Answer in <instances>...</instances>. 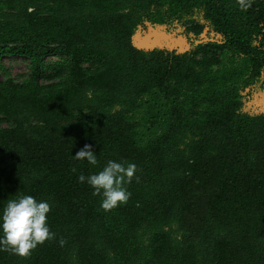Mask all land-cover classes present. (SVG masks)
<instances>
[{
    "label": "trees",
    "instance_id": "1",
    "mask_svg": "<svg viewBox=\"0 0 264 264\" xmlns=\"http://www.w3.org/2000/svg\"><path fill=\"white\" fill-rule=\"evenodd\" d=\"M147 24L182 25L192 48H137ZM4 57L30 72L0 77V208L47 200L55 235L0 264H264V112L243 109L264 0H0ZM84 144L95 166L73 157ZM110 159L137 171L105 211L77 177Z\"/></svg>",
    "mask_w": 264,
    "mask_h": 264
},
{
    "label": "clouds",
    "instance_id": "2",
    "mask_svg": "<svg viewBox=\"0 0 264 264\" xmlns=\"http://www.w3.org/2000/svg\"><path fill=\"white\" fill-rule=\"evenodd\" d=\"M237 4L241 10L246 11L251 6V0H237ZM259 41L260 37L253 38L251 45L256 47ZM73 157L80 161L86 160L93 166L98 163L90 144H84ZM136 171L135 163L110 159L99 171L87 176L81 173L77 180L80 183L86 182L92 194L101 197L100 207L108 211L128 201L131 193L127 185L132 182ZM50 208L47 200L29 194L7 200L0 208V250L27 256L38 244L53 238L55 234L47 223Z\"/></svg>",
    "mask_w": 264,
    "mask_h": 264
},
{
    "label": "rangeland",
    "instance_id": "3",
    "mask_svg": "<svg viewBox=\"0 0 264 264\" xmlns=\"http://www.w3.org/2000/svg\"><path fill=\"white\" fill-rule=\"evenodd\" d=\"M202 39H209L208 35L203 33L201 36H198L197 41ZM132 42L140 49L162 48L184 52L192 48V40L184 36L183 27L179 24L169 28L147 24L136 31ZM55 62H63V58L60 56H49L46 59L47 65ZM29 72V61L25 58L4 57L0 61V77L2 79L6 77L24 79ZM47 72L50 73L51 71ZM244 95V111L254 114L264 112V75L256 85L247 90Z\"/></svg>",
    "mask_w": 264,
    "mask_h": 264
},
{
    "label": "water",
    "instance_id": "4",
    "mask_svg": "<svg viewBox=\"0 0 264 264\" xmlns=\"http://www.w3.org/2000/svg\"><path fill=\"white\" fill-rule=\"evenodd\" d=\"M209 41H215V40L214 39H202L200 41H196V44H202V43L209 42Z\"/></svg>",
    "mask_w": 264,
    "mask_h": 264
}]
</instances>
